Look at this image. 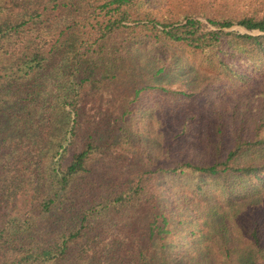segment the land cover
<instances>
[{"label": "trees", "instance_id": "1", "mask_svg": "<svg viewBox=\"0 0 264 264\" xmlns=\"http://www.w3.org/2000/svg\"><path fill=\"white\" fill-rule=\"evenodd\" d=\"M152 1L0 0V264H264V0Z\"/></svg>", "mask_w": 264, "mask_h": 264}, {"label": "rangeland", "instance_id": "2", "mask_svg": "<svg viewBox=\"0 0 264 264\" xmlns=\"http://www.w3.org/2000/svg\"><path fill=\"white\" fill-rule=\"evenodd\" d=\"M159 0H154L152 1V5H154L156 2L158 3ZM166 2H164L162 5V7H170L172 10L176 11V12H180V11H183L185 9H187V7L189 6H195L197 4V2H199L200 0H164ZM216 1V0H215ZM215 4H217L215 2ZM156 5V4H155ZM235 29H238V30H243L242 27L240 26H234ZM197 103L195 102L194 106L196 105ZM193 106V104L191 105ZM82 264H87L86 261L83 262ZM103 264H113L112 261H110L109 263H106V262H103Z\"/></svg>", "mask_w": 264, "mask_h": 264}]
</instances>
